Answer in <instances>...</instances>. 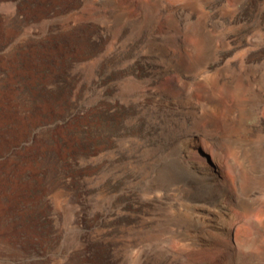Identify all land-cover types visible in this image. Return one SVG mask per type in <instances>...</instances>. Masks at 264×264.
Wrapping results in <instances>:
<instances>
[{"label":"rangeland","instance_id":"rangeland-1","mask_svg":"<svg viewBox=\"0 0 264 264\" xmlns=\"http://www.w3.org/2000/svg\"><path fill=\"white\" fill-rule=\"evenodd\" d=\"M0 264H264V0H0Z\"/></svg>","mask_w":264,"mask_h":264}]
</instances>
